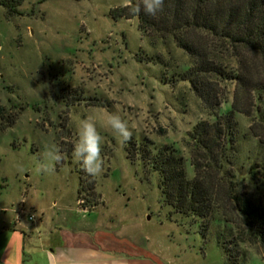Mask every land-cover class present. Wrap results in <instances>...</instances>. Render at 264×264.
Listing matches in <instances>:
<instances>
[{
	"label": "rangeland",
	"instance_id": "1",
	"mask_svg": "<svg viewBox=\"0 0 264 264\" xmlns=\"http://www.w3.org/2000/svg\"><path fill=\"white\" fill-rule=\"evenodd\" d=\"M123 2L0 0V249L8 246L13 256L19 248L3 232L17 223L29 235L26 264H48L54 246L72 233L112 246L114 264H264V247L241 237L238 225L215 222L205 231V222L171 213L159 173L141 160L143 143L173 146L193 178L190 133L213 121L214 111L176 75L190 63L188 55L172 41L153 43L138 18L112 17ZM212 38L226 71L235 69V53ZM217 87L222 103L215 111L222 114L236 84ZM106 113L129 124L132 154L128 141L101 126ZM88 117L103 136V171L95 177L73 156L79 122ZM238 121L236 180L264 201V184L256 190L248 174L264 160V128L240 113ZM53 146L63 160L52 172L38 171ZM219 233L229 252L218 244Z\"/></svg>",
	"mask_w": 264,
	"mask_h": 264
},
{
	"label": "trees",
	"instance_id": "2",
	"mask_svg": "<svg viewBox=\"0 0 264 264\" xmlns=\"http://www.w3.org/2000/svg\"><path fill=\"white\" fill-rule=\"evenodd\" d=\"M137 2L132 0L133 4ZM111 15L115 20L138 18L140 31L153 43L172 41L188 55L190 63L176 75L189 82L214 111L213 121L199 122L190 133L193 178L188 176L185 159L175 147L143 143L139 149L145 165L159 173V187L171 213L205 222V231L215 222L233 223L238 225L241 237L264 247V201L251 188L242 189L235 176L241 142L238 114L264 128V0H164L155 16L143 9L134 15L124 6L113 9ZM210 37L221 42V48L228 47L235 53V69L226 71L221 51L217 44L211 46ZM157 62L164 65L161 60ZM227 80L236 84L234 101L227 112L218 114L215 110L222 101H217V85ZM130 144L128 141V154L133 151ZM260 173L263 177L258 178ZM248 174L256 185L253 187L262 189L264 160L255 162ZM82 183L81 176V189ZM78 193L81 196L82 191ZM222 236L219 233L218 244L229 252Z\"/></svg>",
	"mask_w": 264,
	"mask_h": 264
},
{
	"label": "clouds",
	"instance_id": "3",
	"mask_svg": "<svg viewBox=\"0 0 264 264\" xmlns=\"http://www.w3.org/2000/svg\"><path fill=\"white\" fill-rule=\"evenodd\" d=\"M163 2L164 0H138L133 4L132 0H124L123 6L129 8L134 15H138L143 9L146 14L155 16L162 9ZM101 126L110 129L125 142L133 136L127 121L117 113H106ZM77 131L78 139L74 144L73 156L82 163L84 171L89 176L95 177L102 173L104 165L101 155L103 136L98 130V121L93 117L83 119L79 122ZM43 157L37 170L45 173L52 172L54 170L52 165L63 160L60 149L55 146L46 149Z\"/></svg>",
	"mask_w": 264,
	"mask_h": 264
},
{
	"label": "crops",
	"instance_id": "4",
	"mask_svg": "<svg viewBox=\"0 0 264 264\" xmlns=\"http://www.w3.org/2000/svg\"><path fill=\"white\" fill-rule=\"evenodd\" d=\"M3 232L10 234L9 238L14 237L19 248L15 246L13 256L7 255L8 246L5 245L1 248L0 264H26L27 259L22 257V249L26 244L28 233L24 232L23 228L21 230L17 223L14 227L5 226ZM58 249L62 250L59 255L57 254ZM52 250L53 252L49 253L48 264H114V248L106 243L104 246L95 243L85 237V234H69L66 240L54 246ZM37 261L35 260V263Z\"/></svg>",
	"mask_w": 264,
	"mask_h": 264
},
{
	"label": "built area",
	"instance_id": "5",
	"mask_svg": "<svg viewBox=\"0 0 264 264\" xmlns=\"http://www.w3.org/2000/svg\"><path fill=\"white\" fill-rule=\"evenodd\" d=\"M35 218V216L33 215V214H31L30 216H29V219L30 220H33Z\"/></svg>",
	"mask_w": 264,
	"mask_h": 264
}]
</instances>
